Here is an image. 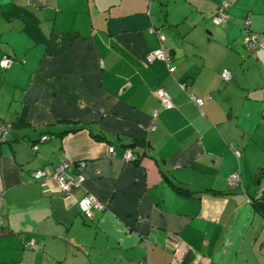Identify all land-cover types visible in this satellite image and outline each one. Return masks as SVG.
Returning <instances> with one entry per match:
<instances>
[{"label": "crops", "instance_id": "crops-1", "mask_svg": "<svg viewBox=\"0 0 264 264\" xmlns=\"http://www.w3.org/2000/svg\"><path fill=\"white\" fill-rule=\"evenodd\" d=\"M245 17L264 33V0H0V264H264V46L249 55ZM154 29L170 65L145 61ZM63 159L72 195L31 177Z\"/></svg>", "mask_w": 264, "mask_h": 264}, {"label": "built area", "instance_id": "built-area-1", "mask_svg": "<svg viewBox=\"0 0 264 264\" xmlns=\"http://www.w3.org/2000/svg\"><path fill=\"white\" fill-rule=\"evenodd\" d=\"M228 6L227 1H222L221 4L217 7L215 12L211 15V20L213 23L220 25L223 24L226 19H227V13L225 11L226 7ZM250 21L249 18H247L244 22L243 29L245 31V35L243 37V42L248 50V52L252 55L255 56L257 54V51L264 46V33L262 34H256L253 32H249L247 30V26L249 25ZM246 27V28H244ZM160 41V45L148 51L145 54V61L147 63H151L154 60H162L165 62H169L170 60V52L167 48H165L162 44L164 40V36L161 34L157 35ZM11 59L10 58H2L0 59V66L2 68H6L10 65ZM169 69L171 70V67L169 66ZM222 76L224 79H229L230 78V72L226 69L222 71ZM180 87L183 89L185 86L184 84H180ZM156 95L159 99L160 105L163 108H171L173 107V103L170 99L169 94L163 90L159 89L156 91ZM190 99L194 101V103L197 106H200L203 102V98H195L193 96H190ZM157 115V110H154L152 113V118L156 117ZM10 125L7 124H0V138H3L8 132H9ZM47 139V136H42L41 140ZM110 154L113 153V149L109 148L108 150ZM236 154H239L238 151H235ZM126 159L128 160H135V156L132 153H127ZM68 166V161L66 159H63L58 165L54 166L52 170L48 169H41V170H36L31 173L32 179L36 180H44V181H49V180H55L56 183V188L61 191L65 195H72L74 191H76L78 188H80L83 184L84 178L82 174H78L76 176L69 175L66 173L65 168ZM238 172H233L229 177H228V182L229 183H234L238 180ZM2 198H3V190L0 189V226L2 225L1 221V203H2ZM78 205L79 209L82 212V214L86 218H91L92 217V211L93 209L97 208L100 209L103 207V205L98 202L96 198L92 195H83L82 197L78 198ZM28 247H34L36 248V243L34 240H31L28 244H26ZM133 264H147L145 261H137Z\"/></svg>", "mask_w": 264, "mask_h": 264}, {"label": "trees", "instance_id": "trees-1", "mask_svg": "<svg viewBox=\"0 0 264 264\" xmlns=\"http://www.w3.org/2000/svg\"><path fill=\"white\" fill-rule=\"evenodd\" d=\"M188 1H191V0H188ZM228 2V1H227ZM221 4V3H220ZM219 4V5H220ZM218 5V6H219ZM217 6V7H218ZM217 7L214 9V11L211 13V15L215 12V10L217 9ZM228 8H229V2H228V6L226 7V9H225V11H226V13H227V19H226V21L229 19V14H228ZM211 15H210V19H211ZM248 17H245V19L243 20V22H242V26H244V22H245V20L247 19ZM249 26H250V23H249V25L247 26V30L250 32H253L252 30H250V28H249ZM244 28H246V27H244ZM153 32L156 34V35H158V34H161L159 31H156V29H154L153 30ZM253 33H255V32H253ZM256 34H258V33H256ZM260 34H262V33H260ZM162 35V34H161ZM164 46V45H163ZM165 47V46H164ZM166 48V47H165ZM169 50V49H168ZM248 51V50H247ZM170 52V51H169ZM249 53V52H248ZM170 54H171V52H170ZM249 55L250 56H252L250 53H249ZM252 57H256V55L255 56H252ZM170 59H171V56H170ZM162 61V60H161ZM165 62V61H164ZM169 62H170V60H169ZM169 62H166V63H168V65H170L169 64ZM147 63V62H146ZM147 64H149V63H147ZM224 70V69H223ZM222 70V71H223ZM227 70V69H226ZM222 71H221V77H222V79H224L223 78V76H222ZM230 78H231V75H230ZM229 78V79H230ZM229 79H224L225 81H228ZM185 88V87H184ZM154 94H155V96L157 97V95H156V90L154 91ZM209 97V96H208ZM208 97H205V98H208ZM157 99H158V97H157ZM171 99V98H170ZM159 100V99H158ZM172 101V100H171ZM163 108V107H162ZM164 109H170V108H164ZM158 112V111H157ZM152 113H153V111H152ZM151 116H152V114H151ZM155 118V117H154ZM9 130H10V128H9ZM48 138V137H47ZM134 156H135V160H134V162H136L138 159H139V157L136 155V154H134V153H132ZM231 175V174H230ZM229 175V176H230ZM75 193V191L72 193V194H74ZM257 201H259V200H257ZM256 207H257V209L258 210H260L261 211V213L262 214H264V205H262L261 203H259V204H256Z\"/></svg>", "mask_w": 264, "mask_h": 264}]
</instances>
